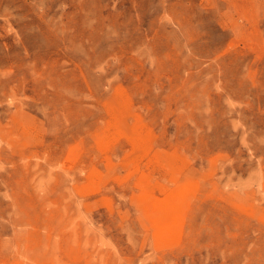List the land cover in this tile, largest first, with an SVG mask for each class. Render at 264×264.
<instances>
[{"label":"rangeland","instance_id":"1","mask_svg":"<svg viewBox=\"0 0 264 264\" xmlns=\"http://www.w3.org/2000/svg\"><path fill=\"white\" fill-rule=\"evenodd\" d=\"M0 264H264V0H0Z\"/></svg>","mask_w":264,"mask_h":264}]
</instances>
